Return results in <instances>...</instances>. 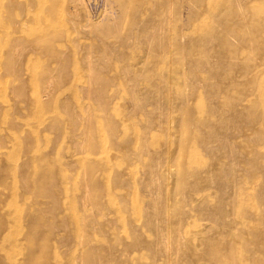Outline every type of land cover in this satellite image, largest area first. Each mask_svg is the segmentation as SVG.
Returning a JSON list of instances; mask_svg holds the SVG:
<instances>
[{"label": "rangeland", "instance_id": "rangeland-1", "mask_svg": "<svg viewBox=\"0 0 264 264\" xmlns=\"http://www.w3.org/2000/svg\"><path fill=\"white\" fill-rule=\"evenodd\" d=\"M10 1L23 3V8L19 10L13 6L17 18L15 17L10 23L9 34L0 35V264H80V262L87 264L86 256L95 251L97 252L92 255L95 260L102 254L99 259L102 261H94L99 264L103 261H105L104 264L106 262L107 264H244V246L250 222L247 212H250V207L259 209L258 191L260 192L261 188V183L259 184L261 178L258 175L252 183H249L245 176L247 167L243 164L244 159L239 157L245 155L244 126L241 123L238 124L236 128L239 130L235 133L236 136L229 135L228 138L231 141L230 146L234 148V152L236 151L235 156L226 155L224 150H221V153L211 148L209 150L205 135L202 131L198 132L200 127L204 130L203 133H206L209 125L205 123V126H200L199 121L201 117L209 116L206 114V106L214 104L213 100L220 99L223 91L215 87V98L212 100L207 96L204 83L197 81L195 85L193 82L195 87L193 86L191 90L186 89L187 94L193 95L192 97L188 94L186 99V105L193 111V119L190 124L189 138L184 142L183 126L179 121L182 108L178 103L180 100H175L179 98L178 89L181 88L183 77L180 74L181 71L178 72L179 70L175 68V64L180 59V54H177L180 51L177 52V47L175 48L176 39L183 34L180 42L185 45L193 40L203 25L214 22L213 12L218 0H198L197 2L167 0L172 2L170 4L171 19L170 22L164 23L163 31L158 33L155 28L158 18L164 16L166 11L169 14V8H167L169 3L166 0L163 1L165 5L157 0H145L142 4L134 0H7V2L0 0V21L5 19L4 6ZM186 5H190L197 16L189 26L182 27L179 24L178 12L181 11L184 15ZM102 8L107 10L98 12ZM121 8L124 9L125 14H119L118 10ZM168 14L165 15L166 18H169ZM94 22L95 24H99L98 22L112 24L113 32L100 30ZM114 23L116 24L113 27ZM154 29L156 34L155 32L153 34ZM148 34L150 38H154V41L148 37ZM120 35L124 37L123 43L118 41ZM12 36L21 37L24 41L22 43L25 46L24 49L26 48L22 53L21 50L19 51L22 57L18 65L20 62L22 65L18 67L22 72L21 74L19 71L15 72L18 80L14 78V75H2V51ZM158 38L159 41L156 40ZM31 42L33 45L28 44ZM232 42L237 46L240 45L235 38H232ZM157 48L158 51L155 50V52L154 49ZM168 48L171 51L168 52ZM19 52L17 56L20 60ZM164 52L170 53L171 56L170 54L167 56ZM243 56L244 51L240 48L237 60L239 61ZM63 65H65L64 70ZM123 69L127 70L126 73L129 75H126ZM96 70H99L97 76L101 77L99 82L95 74ZM48 73L52 76V80ZM132 74L140 75L139 79ZM89 76L96 77L92 85L94 87L99 85L102 95L89 94L94 95L92 98L85 92L89 85ZM162 76L165 78L169 76L170 83L166 85ZM201 76L208 75L206 71L201 70L198 78ZM42 77L50 82L51 92H48L47 97L36 98L42 91L40 85ZM131 77L135 78L136 83ZM19 78L24 80L21 82ZM103 79L106 81L104 82ZM209 80L212 83L214 81L215 85V82H218L214 75L209 76ZM19 81L20 84H18ZM157 86L160 87L157 88ZM169 86L170 89H166ZM202 87L206 89L205 92ZM19 88L24 93L27 90V95L25 93L23 99L16 94ZM233 91V88L227 90L229 93ZM16 97L22 101L20 99L18 101ZM97 97H99L98 100H95ZM169 98H173L174 101L171 100L173 104L171 101L170 105L168 104L166 100ZM135 101L139 102L138 105ZM175 102L178 105L174 106ZM133 104L140 105L142 110L137 106L134 108ZM177 106L180 111H177ZM168 107H170L169 111ZM76 112L80 116L79 120H76L78 119ZM87 114L91 116L93 122H88L90 119L85 117L88 116ZM103 114L105 118L101 117ZM166 114L169 115L168 118ZM83 122L86 124L85 128ZM107 122L108 131H106ZM52 124H54L53 127ZM76 124V131H74ZM56 125L60 127L59 132L56 131L58 130ZM82 128L85 130L84 136ZM109 132H112V135ZM199 136H201L200 139ZM82 137L85 139L83 140ZM126 137L129 139L125 141ZM112 138H115V143L117 142L118 145H115ZM23 139L24 142H22ZM76 141L77 144L81 143V146L78 144L80 147ZM126 145L127 150L124 149ZM139 149L146 150L151 156ZM23 151L29 155V161L24 153L21 154ZM132 152L134 154L137 152V156L141 158H136ZM154 152L159 155H155ZM156 156L157 159L161 157L162 163L155 161ZM25 158L29 162H24V164L27 163L26 165L21 163ZM149 159L158 163L159 168L156 165L154 167V163ZM146 161L150 162L149 165ZM220 162H224L223 171L218 170L221 167ZM146 164L157 168L159 175L163 177L159 186L152 182L149 175L151 170L156 169L148 167L149 171ZM20 170H23L25 175ZM113 170H116V173ZM229 171H233L234 175ZM179 172H182V175L186 173L187 176L184 178V183H181L183 187L180 189L177 187L178 184V186L181 185ZM226 172L231 177H227ZM21 173L27 179L21 176L19 180L23 179V182L19 184L18 176L22 175ZM51 180H53L52 183ZM28 181L30 185L27 186L25 184H28ZM85 181H88L90 185L86 203L80 199V194L84 190L81 186ZM53 182L56 187L50 185ZM162 182L165 184L163 185ZM151 183L155 184L150 185ZM47 187L52 188L58 198H55L56 195L50 190L54 198L49 199L50 193L46 195V191H43L49 189ZM98 195H102L100 200ZM162 196L165 199L161 204ZM122 197L126 199L125 203ZM154 197L161 198V201L155 198V204L153 201L150 202ZM157 200L159 203L156 202ZM80 202L86 205L81 207ZM179 203L182 204L184 212L181 215H185L184 217L173 212L176 206L181 207ZM217 204L225 210L224 213H221L223 209L217 207ZM205 205L208 207L206 208ZM50 206L54 208V211ZM41 208L46 213H41ZM45 208L51 211L44 210ZM201 210L202 213L207 212L203 215ZM207 213L211 216L210 218L206 215ZM177 216L182 222L179 228L173 225ZM162 217H166L170 222L169 236L172 235L168 239L169 242L171 240L170 245L165 248L161 247V245L164 246V241L157 237V233H155L156 237L154 235L156 229L148 226L153 221L152 225L161 226L164 224ZM132 237L134 242L131 241ZM203 239H209L208 246L203 243ZM144 241L150 243L151 247ZM121 245L123 248H120ZM190 247L192 252L189 254ZM208 248L214 250L216 258L212 260L206 258L204 254ZM110 250L112 251L109 253ZM194 252L197 254L195 255ZM117 255L120 258L116 257ZM119 260H122V263ZM94 262L92 264H95Z\"/></svg>", "mask_w": 264, "mask_h": 264}, {"label": "bare ground", "instance_id": "bare-ground-1", "mask_svg": "<svg viewBox=\"0 0 264 264\" xmlns=\"http://www.w3.org/2000/svg\"><path fill=\"white\" fill-rule=\"evenodd\" d=\"M79 1V0H78ZM136 3H140V4H142V3H144V1L145 0H134ZM163 1H165V0H157V2H162L163 3ZM196 2L198 1V0H195ZM6 2H7V0H6ZM166 2H167V0H166ZM188 2V1H187ZM167 3H169V6H167V8H169V14H168V12L166 13H164L166 16H167V14L169 15L168 17L169 18H166L165 17V15L164 16H162L161 18H158V23H157V26H155V28H157L156 30V32L158 33L159 31H161L162 29H163V25H164V23H166V22H170V19H171V16H170V7H172L170 4H172V2H167ZM166 3V4H167ZM189 3V2H188ZM161 4V3H160ZM163 5H165L164 3H163ZM168 5V4H167ZM191 5V4H190ZM190 5H186V7H184V8H186V13L184 14V15H182V12L181 11H179L178 12V20L180 21V25L182 26V27H185V26H189L190 25V22L197 16H195V12L192 10V8L190 7ZM4 6V5H3ZM6 6V7H5ZM4 6V8H6V14H5V19L3 20V21H0V35L1 36H6L7 35V33L9 32V25H10V23H12L13 21H14V19H15V17L17 18V15L16 14H14V11H13V6H15L17 9H19V10H22V8H23V3H20V2H15V1H10V3H7L6 5ZM193 6V5H192ZM118 7V6H117ZM166 8V9H167ZM178 10V8L176 7V11ZM119 11V14L120 15H122V13L124 12V9H119L118 10ZM160 12V11H159ZM109 14V13H108ZM123 14H125V13H123ZM128 14V13H127ZM126 14V15H127ZM160 14V13H159ZM213 14H215L214 15V22H212L211 24H206V25H203V27L200 29V31L195 35V37H193V40L191 41V42H189V43H186L185 45L183 44V42H180L181 41V38L184 36L183 34H180L179 35V37H177V39H176V46H175V48L177 49V52H178V50L180 51L179 53H177V54H180V59L178 60V62L175 64V68H176V70H179L178 72H180L181 71V75H183V77H182V83H181V88H179L178 89V97L179 98H176L175 100H177V101H181V103H180V101L178 102L179 104H181V113H180V116H179V121H180V124H182V126H183V134H182V136H183V140H184V142L185 141H187L188 140V138H189V134H190V124L192 123V119H193V111H192V109H191V107H189L188 105H186L187 104V101H186V99H187V95L189 94H187V92H186V89L187 88H189L190 90H191V88L194 86L195 87V85L197 84V81H199L200 83L202 82V83H204V85L206 86L205 88H207V91H206V93H207V96L210 98V99H214L215 98V96H214V93H215V87H217L219 90H221V91H223L222 93H223V95L221 96V98L220 99H215V100H213L212 102L214 103V104H208L209 102H207V104H208V106H206V111H207V113L206 114H208L209 116L208 117H206V118H203V117H201V120L199 121L200 122V126H202V125H204L205 123H207L208 125H209V127H208V130H206L205 132L206 133H203V129L201 130L200 129V127H199V131L198 132H201L202 131V134H204L205 136V140H206V144H208V146L205 144V143H203V144H205L207 147H208V149L210 150V148L211 149H213V150H216L217 152L219 151L220 153L224 150V151H226V155L227 154H230V155H234L235 156V153H236V151L234 152V148H232L231 146H230V143H231V141L228 139L229 138V135H234V136H236V132H238V130H237V128L236 127H238V124H242L243 126H244V131H245V133H244V140H245V143H244V147H245V155H244V157L243 156H239V157H242L243 159H244V161H243V164H245V166L247 167L246 169V178L249 180V183H252L253 181H254V179L257 177V175L261 178L260 179V181H259V184L261 185V188H260V192L258 191V193H259V206L260 207H258L259 209H254L253 207L251 208L250 207V212H247V213H249V217L247 216L248 214H246V216L250 219V222H249V225H248V235H247V238H246V240H245V246H244V250H245V253H244V264H264V0H218L217 1V3H216V6H215V11L213 12ZM208 15H210V14H208ZM128 17V16H127ZM160 17V16H159ZM148 18V17H147ZM119 19V18H118ZM115 20V19H114ZM107 21V20H106ZM108 22V21H107ZM99 24H95V22H94V24L95 25H97L99 28H100V30H102V31H104V32H108V31H112V24H109V23H100V22H98ZM117 23V22H116ZM116 23H114L113 24V27H114V25L116 24ZM152 23V22H151ZM154 23H155V21H154ZM92 25V24H91ZM94 25V26H95ZM155 25V24H154ZM93 26V25H92ZM92 28H94V27H92ZM97 28V27H96ZM116 29V28H115ZM179 29H180V26H179ZM12 30V29H11ZM116 31V30H115ZM163 31V30H162ZM113 32V31H112ZM154 32H155V29H154V31H153V34H154ZM156 32H155V34H156ZM180 32V31H179ZM163 33V32H162ZM181 33V32H180ZM9 34V33H8ZM150 34H151V32H150ZM163 35V34H162ZM162 35L160 36V37H162ZM153 36H155V35H153ZM159 36V35H158ZM157 36V37H158ZM116 37V36H115ZM148 37H149V34H148ZM150 38V37H149ZM156 38V37H155ZM232 38H235V39H237V41L240 43V45H235L233 42H232ZM118 41H120L121 43H123V40H124V37H123V35H120L119 37H118ZM150 39H152V38H150ZM154 39V38H153ZM152 39V40H153ZM173 39V38H172ZM172 39H170V40H172ZM187 39V38H186ZM190 39V38H189ZM191 39H192V37H191ZM156 40H158L159 41V38L158 39H156ZM155 40V41H156ZM164 40H165V37H164ZM167 40V39H166ZM39 41V40H38ZM154 41V40H153ZM157 41V42H158ZM183 41V40H182ZM186 41H188V39L186 40ZM190 41V40H189ZM34 42V41H33ZM33 42H31V43H28V44H31V45H33L32 43ZM36 42V41H35ZM119 42V43H120ZM166 42V41H165ZM168 42V41H167ZM172 42V41H171ZM22 43H24V41H23V39L21 38V37H19V36H12L8 41H7V45H6V47H5V49L2 51V54H3V64H1V65H3L2 66V68H3V70H2V75H14V78L16 77V74H15V72H17L18 73V71L20 72V68L18 67V66H21L22 65V63L20 62V65H18L19 64V61H21V54H20V50H21V53L22 52H24V50L26 49H24V47L25 46H23V44ZM36 44H37V42H36ZM42 44V43H41ZM153 44V43H152ZM156 45H158V44H156ZM166 45H168V43L166 44ZM171 45V44H170ZM165 46V45H164ZM28 47V46H27ZM36 47H38L37 45H36ZM88 47V46H87ZM171 47H173V46H171ZM163 48V47H162ZM240 48H242L243 49V51H244V56H243V58L242 59H240L239 61L237 60V57H238V53H239V49ZM174 49V48H173ZM176 49H174V50H176ZM23 50V51H22ZM158 51V48L157 49H154V51ZM164 50H165V48H164ZM155 51V52H156ZM169 51H171V49L169 50V48H168V52ZM18 52H19V54H20V60H19V58H18ZM163 52V51H162ZM167 52V54L164 52V54H166L167 56H168V54H170V53H168ZM158 53V52H157ZM156 53V54H157ZM62 54V53H61ZM177 54H175L176 56H177ZM120 55H123V54H120ZM62 56V55H61ZM64 56V55H63ZM162 56H163V54H162ZM170 56H171V54H170ZM175 57V56H174ZM178 57H179V55H178ZM60 58V57H59ZM65 58H67L66 56H65ZM62 59V58H61ZM171 59V58H170ZM178 59V58H177ZM68 60V59H67ZM176 60V58L174 59V61ZM180 60H181V62H180ZM185 60V61H184ZM64 61V60H63ZM170 61V60H169ZM65 62V61H64ZM66 63V62H65ZM65 63H63V64H65ZM58 64V63H57ZM59 64H60V62H59ZM62 64V63H61ZM68 64V63H67ZM92 64V63H91ZM225 64V65H224ZM66 65V64H65ZM65 65H63L64 67H62L63 68V70L65 69ZM90 65V64H89ZM93 65V64H92ZM92 65H90L91 66V68L94 66H92ZM62 66V65H61ZM67 67H68V65H67ZM94 69H95V67H93ZM125 69V68H124ZM123 69V71L126 73L127 72V70H124ZM61 70V69H60ZM93 70V69H92ZM206 71V73H207V75L208 76H201V78H198V76H199V73H200V71ZM94 71V70H93ZM97 71V70H96ZM99 71V70H98ZM98 71L95 73L96 74V76H97V73H98ZM129 71V70H128ZM21 72H22V70H21ZM21 72H20V74H21ZM48 72V71H47ZM168 72V71H167ZM65 73V72H64ZM131 73V72H130ZM183 73V74H182ZM20 74H18V76L20 75ZM46 74V73H45ZM65 74H67V72L65 73ZM135 74H137V73H135ZM133 75V76H135L136 78H138L139 79V77L138 76H140V75ZM166 74V73H165ZM48 75L50 76V78L52 77L49 73H48ZM47 75V76H48ZM101 75H102V73H101ZM126 75H129V73L127 74L126 73ZM164 75V74H163ZM212 75H214V76H216L217 77V79H218V82L216 81L215 83H216V85L214 84V81H213V83H212V81H210L209 80V76H211L212 77ZM90 76H93V75H90ZM90 76H89V78H90ZM170 76V75H169ZM168 76V77H169ZM98 77V76H97ZM108 77V76H107ZM163 77V76H162ZM168 77H166L165 78V76L163 77V81H164V83H166V85H167V83L169 82V78ZM13 78V77H12ZM17 78V80H18V77H16ZM43 78V80L41 79V89H42V91L39 93V95L36 97V98H40V97H47L48 96V92H51L50 91V89H49V87H50V82L48 81H45L46 80V78L45 77H42ZM109 78V77H108ZM114 78V77H113ZM133 77H131V79H132ZM165 78V79H164ZM243 80H242V79ZM19 79H21V78H19ZM99 79H101V77H98L97 78V80H98V82H99ZM135 78H133L132 80H134ZM213 79V78H212ZM216 79V78H215ZM215 79H213V80H215ZM242 81H241V80ZM22 80H24V79H21V82H22ZM51 80H52V78H51ZM50 80V81H51ZM96 80V77H91L90 78V81H89V85H87V89H86V87L84 88V91H85V89H86V91L85 92H87V94L89 95V94H94V93H97V94H99L100 93V95H102V93H101V90H100V88H98L99 87V85H98V87H96L97 85H95V87L93 86L94 85V83H93V81H95ZM105 79H103V81H104ZM106 81V80H105ZM104 81V82H105ZM108 81H110L109 79H108ZM131 81V80H130ZM196 81V82H195ZM11 82H12V80H11ZM20 81L18 82V84H20L21 83ZM111 82V81H110ZM134 82H135V80H134ZM193 82L195 83V85H193ZM107 83H109V82H107ZM136 83V82H135ZM170 83V82H169ZM201 83V84H202ZM24 85H25V83H23ZM52 84V83H51ZM88 84V83H87ZM93 84V85H92ZM100 84V83H99ZM102 82H101V86H102ZM112 84V83H111ZM200 84V85H201ZM17 85V84H16ZM22 85V84H21ZM108 85H110V83L108 84ZM107 84H106V86H108ZM162 85H163V83H162ZM165 84H164V86H166ZM169 85V84H168ZM163 86V87H164ZM179 86V87H180ZM202 86V85H201ZM17 87H18V85H17ZM160 86H157V88H159ZM162 87V86H161ZM12 88V87H11ZM15 88V87H14ZM97 88V89H96ZM165 88V87H164ZM170 89V86L169 87H167L166 89ZM172 88V87H171ZM203 88V90H204V87H202ZM229 88H233V93H229V92H227V90L229 89ZM163 88H161V90H162ZM196 89V88H195ZM10 90H13V89H10ZM24 90V89H23ZM158 90H160V89H158ZM206 90V89H205ZM205 90H204V92H205ZM14 91V90H13ZM12 91V92H13ZM18 93L16 92V94L17 95H19V97L21 98V99H23V97L25 96V93H26V91H25V93L21 90V88H19L18 90ZM151 92L150 93H152V90H150ZM166 91V90H165ZM170 92H171V90H169ZM194 91V90H193ZM157 92H159V91H157ZM170 92H168V93H170ZM196 92V91H195ZM194 92V93H195ZM218 92V91H217ZM160 93V92H159ZM158 93V94H159ZM133 94V93H132ZM157 94V95H158ZM13 95H15L14 94V92H13ZM26 95H27V93H26ZM87 95V96H88ZM95 95V94H94ZM94 95L92 96V98H94ZM104 95V94H103ZM147 95L148 96H150V94L149 93H147ZM162 95V94H161ZM160 95V97H163V96H161ZM189 95H191V93L189 94ZM204 95H206V94H204ZM90 96V95H89ZM90 96V97H91ZM147 96V97H148ZM169 96H170V94H169ZM172 96H176V95H172ZM171 96V97H172ZM192 97H193V95H191ZM14 97V96H13ZM131 97H133V96H131ZM170 97V98H171ZM213 97V98H212ZM17 99H18V97H16ZM19 98V99H20ZM89 98V97H88ZM98 98L99 97H97V99H95V100H98ZM148 98H150L151 99V97H148ZM154 98V97H153ZM167 99L166 101H168V104L170 105V101L174 98H172V99ZM19 99H18V101H19ZM20 99V100H21ZM102 99V98H101ZM158 99H159V97H158ZM179 99V100H178ZM24 100H26V99H24ZM161 101H163V99H160ZM15 101V100H14ZM22 101V100H21ZM102 101V100H101ZM104 101V100H103ZM152 101H153V99H152ZM172 101H174V100H172ZM172 101H171V103H172ZM176 101V102H177ZM210 101V100H209ZM16 102V101H15ZM28 102V101H27ZM30 102H31V100H30ZM136 102V101H135ZM150 102V101H149ZM155 102H157V100L155 101ZM176 102H175V105L174 106H176V105H178V104H176ZM100 105H101V102L99 101L98 102ZM103 103V102H102ZM138 101L136 102V104L138 105ZM153 103H154V101H153ZM161 103V102H160ZM166 103V102H165ZM164 103V104H165ZM105 104V103H104ZM107 104V103H106ZM135 104V103H134ZM134 104L132 105V106H134ZM141 105H142V103H140ZM164 104H162V105H164ZM173 104V103H172ZM87 105V104H86ZM99 105V106H100ZM136 105V106H137ZM168 105V106H169ZM134 106V108H137V107H139V109H141L140 108V105L139 106ZM165 106V105H164ZM166 106H167V104H166ZM68 107V106H67ZM103 107V106H102ZM142 107V106H141ZM171 107V106H170ZM170 107H168V111H169V108ZM179 107V108H180ZM133 108V109H134ZM85 109V108H84ZM104 109V111H105V107L103 108ZM132 109V108H131ZM164 109H166L165 107H164ZM172 109V108H171ZM177 109H178V106H177ZM136 110V109H135ZM142 110V109H141ZM173 110V109H172ZM74 111V110H73ZM72 111V112H73ZM85 111V110H84ZM90 111V110H89ZM177 111H180L179 109L177 110ZM205 111V112H206ZM18 112H19V110H18ZM71 112V113H72ZM167 112V111H166ZM12 113V112H11ZM71 113L69 114L70 116H71ZM77 113L78 112H76L75 113V115H76V118L78 117V119H76V120H79V117L80 116H78L77 115ZM170 113H171V110H170ZM169 113V114H170ZM179 113V112H178ZM72 114H74V113H72ZM69 115H68V117H69ZM88 115V114H87ZM105 115L103 114V116H101V117H104ZM162 116H164L165 117V115L164 114H162ZM168 114H166V117L168 118ZM204 116V115H203ZM85 117H88L89 119H90V121H88V122H93V120H91L92 118H91V116H85ZM108 117H109V115H108ZM71 118H72V116H71ZM70 118V119H71ZM74 118H75V116H74ZM83 119H84V117H82ZM105 118V117H104ZM104 118H102L103 120H104ZM110 118H111V116H110ZM166 118V119H167ZM203 118V119H202ZM87 119V118H86ZM112 119V118H111ZM13 120V119H12ZM72 120V119H71ZM75 120V119H74ZM168 120V119H167ZM112 121V120H111ZM116 121V120H115ZM197 121V120H196ZM12 122V121H11ZM76 123H77V121H75ZM103 122V121H102ZM114 122V121H113ZM14 123V122H13ZM78 123H79V121H78ZM85 122H83V125H84V128L86 127L85 125L86 124H84ZM10 124V123H9ZM56 124V123H55ZM73 124H74V122H73ZM93 124V123H92ZM115 124V123H114ZM117 124V123H116ZM196 124V123H195ZM15 125V124H14ZM18 124H16V128H18L19 126H17ZM53 125L54 124H52V127H53ZM83 125H82V127H83ZM88 125H89V123H88ZM103 125H104V123H103ZM102 125V126H103ZM110 125V124H109ZM198 125V124H197ZM76 126H77V124L74 126L75 127V130L74 131H76ZM205 126V125H204ZM14 127V126H13ZM52 127H50L51 129H52ZM73 127V128H74ZM93 127V126H92ZM109 127H111V126H109ZM114 127V126H113ZM112 127V129H114ZM197 127V126H196ZM56 128L58 129V130H56L57 132H59L60 130H59V128H58V126L56 125ZM73 128H72V132H74L73 131ZM89 128V127H88ZM83 129V128H82ZM108 129V122H107V128H106V131H108L107 130ZM84 130V129H83ZM110 130V129H109ZM25 131V130H24ZM81 132V131H80ZM89 132V131H88ZM87 132V133H88ZM93 132H94V129H93ZM84 133H85V130L83 131V136H84ZM111 135H112V132H109ZM108 133V135H110ZM113 133H114V131H113ZM58 134V133H57ZM72 134V133H71ZM23 135H25V134H23ZM59 135V134H58ZM72 135H74V134H72ZM71 135V136H72ZM79 135V134H78ZM94 135V134H93ZM198 135H201V134H199L198 133ZM75 136V135H74ZM73 136V138H75ZM87 136H88V134H87ZM90 136V135H89ZM202 137H203V135H201ZM201 136H199V139H200V137ZM27 137H28V135H27ZM77 137V136H76ZM109 137V136H108ZM198 137V136H197ZM23 138V137H22ZM59 138V137H58ZM73 138H72V140H73ZM88 138V137H87ZM94 138V137H93ZM111 138V137H110ZM82 139L84 140L85 139V137H82ZM92 139V138H91ZM113 139V138H112ZM115 139V138H114ZM113 139V140H114ZM126 139H129L128 137H126L125 138V141H126ZM198 139V138H197ZM55 140H56V138H55ZM58 140V139H57ZM93 140V139H92ZM182 140V139H181ZM27 141V140H26ZM129 141V140H128ZM22 142H24V139H23V141ZM74 142H75V140H74ZM91 142H94V141H91ZM87 143V142H86ZM114 143H115V140H114ZM52 144V143H51ZM76 144H77V141H76ZM75 144V145H76ZM79 145L81 144L80 142L78 143ZM77 144V145H78ZM93 145H94V143H92ZM96 144V143H95ZM2 145V144H1ZM26 145V144H25ZM76 145V146H77ZM78 145V146H79ZM115 145H118V143L116 142L115 143ZM49 147H51L50 145H48ZM77 146V147H78ZM81 146V145H80ZM79 146V147H80ZM94 146H96V145H94ZM186 146V145H185ZM184 146V147H185ZM116 147V146H115ZM139 147H141V146H139ZM138 147V148H139ZM52 148V147H51ZM94 148V147H93ZM97 148V147H96ZM27 149V148H26ZM25 149V150H26ZM28 149H29V147H28ZM27 149V150H28ZM53 149V148H52ZM80 148H78V150H79ZM124 149H126L127 150V145H126V148H124ZM142 149H144V148H142ZM140 151H142V152H147L146 150L144 151V150H141V149H139ZM185 150V149H184ZM222 150V151H221ZM30 151V150H29ZM49 151H50V149H49ZM94 151H95V149H94ZM215 151V152H216ZM27 152V151H26ZM158 152V151H157ZM157 152L155 153V155L157 154ZM24 153V155H25V157L28 159V157H29V155L28 154H25V151H23L21 154H23ZM44 153H47V152H44ZM127 153H128V151H127ZM133 153V152H132ZM212 153V152H211ZM234 153V154H233ZM148 154H150V153H148L147 152V154L146 155H148ZM223 154V153H222ZM28 155V156H27ZM133 155H136L135 157L137 158H141V157H139V156H137V152H136V154H134L133 153ZM159 154H157V156H158ZM236 155H238V154H236ZM149 156V155H148ZM147 156V157H148ZM150 156H151V154H150ZM157 156L155 157L156 158V162H160V160H161V157L159 158L158 157V159H157ZM161 156V155H160ZM153 157V156H152ZM26 158L24 159V161L22 160V162L21 163H23L24 164V162H27V163H29L28 161L30 160V159H28V161L26 160ZM242 159V160H243ZM26 160V161H25ZM146 160H147V158H146ZM150 160V159H149ZM158 160V161H157ZM164 160V159H163ZM148 161V160H147ZM146 161V163L148 164V163H150V162H147ZM151 161V160H150ZM155 161L153 162V161H151V162H153L154 164V167H155V165H156V167H157V165H158V163L156 164L155 163ZM165 161V160H164ZM69 162V161H68ZM27 163H25L24 165H26ZM71 163H72V161H71ZM160 163H162V161L160 162ZM23 164H22V166H23ZM66 164V163H65ZM147 164H146V166H147ZM221 164V167L218 169V170H220L221 169V171H223L222 170V166L224 165V162H220L219 163V165ZM149 165V164H148ZM152 165V164H151ZM153 165L151 166V167H153ZM21 166V167H22ZM28 166V165H27ZM30 166H31V164H30ZM19 167V166H18ZM17 167V168H18ZM152 169L150 166H147V169L150 171V169ZM153 167V169H156V170H151L150 172H149V175H150V177H151V180H152V182H155L156 184H157V186H159L160 184H161V181L163 180V177L162 176H160L159 175V171H157V168H159V167H157V168H154ZM168 167V166H167ZM20 168V167H19ZM169 169V168H168ZM167 169V171H168V173H169V170ZM182 169V168H181ZM184 169V168H183ZM228 170V169H227ZM245 170V169H244ZM20 171H23V170H20ZM27 171V170H26ZM147 171V170H146ZM181 171V170H180ZM220 171V172H221ZM29 172V171H28ZM113 172L114 173H116V170L114 171L113 170ZM113 172H112V176L114 175L113 174ZM183 172V171H182ZM182 172H179L178 174H181V175H179L180 176V184L181 183H184L183 181L185 180L184 178H185V174H183L182 175ZM230 172V171H229ZM117 173H118V171H117ZM147 173H148V171H147ZM188 173V172H187ZM227 173V172H226ZM230 173H234L233 171L232 172H230ZM19 174H20V172H19ZM22 174V173H21ZM23 174H24V171H23ZM19 175L18 176V181H19V184H20V182H23L22 180H19V178H21V176L23 177L24 175ZM29 174V173H28ZM121 174V173H120ZM170 174V173H169ZM222 174V173H221ZM231 174V175H232ZM87 175H88V172H87ZM86 175V176H87ZM148 175V176H149ZM197 175V174H196ZM226 175V174H225ZM224 175V176H225ZM227 175H228V173H227ZM226 175V176H227ZM230 175V174H229ZM227 176V177H231V176ZM234 175V174H233ZM86 176H85V178H86ZM117 176V175H116ZM115 176V177H116ZM119 176V175H118ZM121 176H123L122 174H121ZM120 176V177H121ZM148 176H146V178H149ZM169 176V175H168ZM223 176V175H222ZM88 177V176H87ZM170 177H172V176H170ZM187 177V176H186ZM84 178V179H85ZM223 178V177H222ZM232 178H233V176H232ZM24 179H27V178H25V176H24ZM86 179H88V178H86ZM85 179V180H86ZM123 179V178H122ZM175 179V178H174ZM178 179V178H177ZM96 180H97V178H96ZM115 180V179H114ZM114 180H112V181H114ZM123 180H125V179H123ZM149 180V179H148ZM52 181L53 180H51V183H52ZM84 181V180H83ZM82 181V182H83ZM98 181V184L99 185H101V183H99V180H97ZM164 181H165V179H164ZM169 181V180H168ZM175 181V180H174ZM178 181H179V179H178ZM262 181V182H261ZM25 182V181H24ZM81 182V183H82ZM126 182V181H125ZM146 182V181H145ZM223 182V181H222ZM226 182V181H225ZM224 182V183H225ZM50 183V185H54V182H53V184H51ZM123 183V182H122ZM121 183V184H122ZM128 183V182H127ZM149 183H150V180H149ZM148 183V184H149ZM155 183H151L150 185H152V184H155ZM163 183V182H162ZM21 184H23V183H21ZM93 184V183H92ZM91 184V185H92ZM98 184H97V186H98ZM129 184V183H128ZM148 184H146V185H148ZM165 184V182L163 183V185ZM186 184V183H185ZM226 184H228L227 182H226ZM25 185H30V182L28 181V184H25ZM120 185V184H119ZM150 185H148V186H150ZM176 185V184H175ZM179 185V184H178ZM177 185V187H179L178 189H180L181 187H183V185L181 184L180 186H178ZM23 186H24V184H23ZM27 186H26V189H28L29 190V187L27 188ZM55 186V185H54ZM89 182L88 181H85L84 182V184L81 186V188L83 187L84 188V190L81 192V194H80V199H81V201L82 202H85V201H88L87 199L89 198ZM97 186H96V189H97ZM117 186V185H116ZM122 186V185H121ZM129 186V185H128ZM50 187V186H49ZM49 187H47V188H49ZM56 187V186H55ZM99 187V186H98ZM165 187V186H164ZM176 187V186H175ZM192 187V190H193V185L191 186ZM58 188V187H57ZM82 188V189H83ZM122 188H124V187H122ZM126 188V187H125ZM189 188H190V185H189ZM158 189L160 190H162V188L160 187H158ZM183 189V188H182ZM48 190H49V192H48ZM50 190L53 192V190H52V188H49V189H45V190H43L44 192L46 191V195H48L47 193H50ZM98 191H99V189H97ZM103 190V189H102ZM174 190H176L175 188H174ZM184 190V189H183ZM258 190H259V188H258ZM42 191V192H43ZM97 191V192H98ZM44 192H43V195H44ZM51 192V193H52ZM100 193H101V191H99ZM50 193V195L52 196H50V198L49 199H53L54 198V194H51ZM100 193H98V194H100ZM127 193H128V190H127ZM57 194H59V193H57ZM103 194V193H102ZM46 195H44V196H46ZM56 195V194H55ZM79 195V194H78ZM36 196V195H35ZM100 196H102V195H100ZM100 196L98 195L97 197H99V200H100ZM161 196V195H160ZM159 196V197H160ZM38 197V196H37ZM47 197V196H46ZM57 197V195L55 196V198ZM79 197V196H78ZM95 197H96V195H95ZM165 197V196H164ZM58 198V197H57ZM123 198V197H122ZM121 198V199H122ZM155 198L156 197H154V199L153 200H151L150 202H152L153 201V203L155 204ZM161 198H162V201H161ZM161 198H159L160 199V201H161V204L164 202L163 201V199H165V198H163V196L161 197ZM80 199L78 198V200L80 201ZM156 199H158V197L156 198ZM158 199V200H159ZM124 200V203H125V200L126 199H122V201ZM158 200L156 201V202H158ZM257 200V199H256ZM50 201V200H49ZM53 200H51V202H52ZM56 201V200H55ZM90 201V200H89ZM94 201H96V200H94ZM181 201V200H180ZM183 201V200H182ZM206 201V200H205ZM205 201H203L204 203H206ZM59 202V201H58ZM179 202V201H178ZM55 202H53V204H54ZM81 203V202H80ZM86 203V202H85ZM85 203H81L80 205H81V207L84 205H86ZM159 203V202H158ZM157 203V204H158ZM175 203V202H174ZM181 203V202H180ZM179 203V205H181V207L179 208H177V206H176V208L175 207H173V208H175L174 209V213L175 212H177V214H182L184 211H183V208H182V204H180ZM204 203H202V204H204ZM256 203H257V201H256ZM50 204H52V203H50ZM49 204V205H50ZM178 205V204H177ZM214 205H216V204H214ZM220 205V204H219ZM218 204H217V207L219 206ZM204 205H202V207H203ZM206 206V208L208 207L207 205H205ZM222 206V205H221ZM254 206V205H253ZM51 207V206H50ZM49 207V208H50ZM54 207V206H53ZM201 206H200V208H202ZM52 208V207H51ZM50 208V209H51ZM60 208V207H59ZM86 208V207H85ZM205 208V209H206ZM219 208H222V207H220L219 206ZM48 209V208H47ZM46 208L44 209V210H47ZM53 210L52 211H54V208H52ZM83 209H84V207H83ZM195 209V208H194ZM223 209V208H222ZM248 209V208H247ZM37 210V209H36ZM35 210V211H36ZM57 210V209H56ZM55 210V211H56ZM202 210H204V209H202ZM202 210H201V213H202ZM215 210H217V209H215ZM41 211H42V208H41ZM47 211H51V210H47ZM160 211V210H159ZM198 211H200L199 209H198ZM197 210H196V212H198ZM205 211V210H204ZM207 211H208V209H207ZM206 211V212H207ZM219 211V210H218ZM224 209H223V212H221V213H224ZM247 211V210H246ZM37 212V211H36ZM44 211H42L41 213H43ZM186 212V211H185ZM206 212H204V213H206ZM44 213H46V211L44 212ZM54 213V212H53ZM204 213H202L203 215H204ZM210 213V212H209ZM209 213H207L206 215H208ZM219 213V212H218ZM55 214H56V212H55ZM55 214H53L54 216H55ZM187 214V213H186ZM213 214H214V212H213ZM49 214H47V216H48ZM166 215V214H165ZM188 215H189V213H188ZM50 216H52L51 215V213H50ZM103 216V215H102ZM168 216V215H167ZM166 216V217H167ZM182 216V215H181ZM185 216V215H184ZM184 216H182V217H184ZM213 216V215H212ZM224 216V215H223ZM252 218H251V217ZM36 217V216H35ZM53 217V216H52ZM100 217H101V214H100ZM166 217H162L163 218V221H164V224H162L161 226H158L157 224H155V225H152V223L154 222H152L150 225H148V226H153L155 229H156V231L154 230V235H155V237H156V234L155 233H157V237L158 238H160V239H162L163 241H164V243H163V245L164 246H162L161 245V247H163V248H165V247H168L167 245H170V243H171V240H170V242L168 241V239L172 236H169V227H171V225H170V222L168 221V219L166 218ZM169 217V216H168ZM178 217V216H177ZM208 217L210 218L211 216L210 215H208ZM102 218V217H101ZM181 218V217H180ZM35 219V218H34ZM182 219V218H181ZM215 219H218V218H215ZM219 219H222L223 220V218H219ZM175 220V219H174ZM147 221V220H146ZM151 221V220H150ZM65 222V221H64ZM59 223H60V221H59ZM62 223H63V221H62ZM61 223V224H62ZM182 222L180 221V219H179V217L178 218H176V220L174 221V223H173V225H177V228H179L178 226L181 224ZM61 224H59V225H61ZM99 224H101L100 222H99ZM62 225H64V224H62ZM157 225V226H156ZM153 227L151 228V229H153ZM173 228V227H172ZM134 235L136 234V233H133ZM137 236H138V234H137ZM136 237V236H135ZM130 239V238H129ZM132 239V240H131ZM130 240L131 241H133L134 239H133V237L131 238ZM138 239V238H137ZM155 239V238H154ZM210 239V238H209ZM209 239H203L202 241H203V243L205 244V245H209ZM119 240H121V239H119ZM118 240V241H119ZM153 240V239H152ZM159 240V239H158ZM211 240V239H210ZM135 241H136V239H135ZM141 241V240H140ZM146 241H148V240H146ZM151 241V240H150ZM161 241V240H160ZM177 241V240H176ZM212 241V240H211ZM119 242H121V241H119ZM124 242V241H123ZM134 242V241H133ZM133 242H131L132 243V245H133ZM145 242V241H144ZM149 242V241H148ZM156 241H154V243H155ZM158 242V241H157ZM169 242V243H168ZM130 243V242H129ZM128 243V244H129ZM146 243V245L148 244H150V243H147V242H145ZM153 243V242H152ZM160 243V242H159ZM121 244V243H120ZM177 244H179V243H177ZM127 245V244H126ZM126 245H124L125 247H126ZM131 245V246H132ZM137 245V243L135 244V246ZM152 245V244H151ZM204 245V246H205ZM213 245V244H212ZM114 246H115V244H114ZM122 246V247H121ZM120 246V248H123V245H121ZM130 247V245H127V247ZM139 246V245H138ZM150 246V245H149ZM148 246V247H149ZM89 247H91L90 245H89ZM124 247V248H125ZM137 247V246H136ZM135 247V248H136ZM151 247V246H150ZM170 247V246H169ZM87 248H88V246H87ZM113 248V247H112ZM115 248V247H114ZM113 248V249H114ZM133 248H134V246H133ZM153 248V247H152ZM89 249V248H88ZM94 249H95V247H94ZM110 249V248H109ZM109 249H107V251L109 250ZM127 249V248H126ZM130 249H132V248H130ZM192 249V247H190V250ZM85 250V249H84ZM89 250H91V249H89ZM96 250V249H95ZM99 250V249H98ZM129 250V249H128ZM188 250H189V248H188ZM187 250V251H188ZM189 250V254H190V252H192V250L190 251ZM206 250V249H205ZM112 250H110L109 251V253L111 252ZM116 251V250H115ZM120 252H121V249L119 250ZM127 251V250H126ZM95 252H97V251H95ZM95 252L93 253L92 252V254L91 255H89L88 254V256H86V258H85V260H86V262H87V264L88 263H90V264H92L94 261H102V259L101 260H99L100 259V256L102 255H100V256H98L99 257V259H97V260H95V257L94 256H92L93 254H95ZM203 252H205V251H203ZM91 253V252H90ZM100 254V253H99ZM123 254V253H122ZM194 254H195V252H194ZM197 254V253H196ZM195 254V255H196ZM203 254V253H202ZM104 255H105V253H104ZM103 255V256H104ZM124 255V254H123ZM191 255H193V254H191ZM205 256H206V258L208 259V260H212V259H214V258H216V254L214 253V250H212L211 248H208V250L206 251V253L204 254ZM126 256V255H125ZM81 257V255L79 256V258ZM97 257V258H98ZM116 257H119L120 258V256H116ZM196 257V256H195ZM218 257V256H217ZM102 258V257H101ZM105 258V257H104ZM124 258V257H123ZM126 258V257H125ZM194 258V257H193ZM204 258V257H203ZM205 258V259H206ZM82 259V258H81ZM80 259V260H81ZM110 259V258H109ZM108 259V260H109ZM127 259V258H126ZM125 259V260H126ZM197 259V258H196ZM201 259V258H200ZM199 259V260H200ZM83 260V259H82ZM108 260H106V261H108ZM123 260V259H122ZM121 260V261H122ZM125 260H123V261H125ZM112 261V260H111ZM120 261V260H119ZM120 261V262H121ZM192 261V260H191ZM193 261H195V260H193ZM80 262V261H79ZM104 262L105 261H103V263L102 264H104ZM109 262V261H108ZM113 262H114V260H113ZM112 262V263H113ZM127 262V261H126ZM82 263H83V261H82ZM95 264L96 263H98L99 264V262H94ZM116 263V262H115ZM122 263V262H121ZM80 264H81V262H80ZM86 264V263H85ZM106 264H107V262H106ZM109 264V263H108Z\"/></svg>", "mask_w": 264, "mask_h": 264}, {"label": "built area", "instance_id": "built-area-1", "mask_svg": "<svg viewBox=\"0 0 264 264\" xmlns=\"http://www.w3.org/2000/svg\"><path fill=\"white\" fill-rule=\"evenodd\" d=\"M105 10H107L106 8H102V10H98V12H104Z\"/></svg>", "mask_w": 264, "mask_h": 264}]
</instances>
